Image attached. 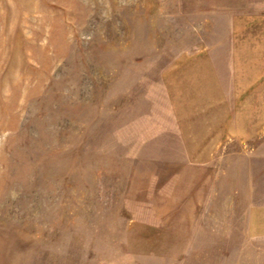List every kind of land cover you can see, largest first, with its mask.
<instances>
[{
	"label": "rangeland",
	"instance_id": "rangeland-1",
	"mask_svg": "<svg viewBox=\"0 0 264 264\" xmlns=\"http://www.w3.org/2000/svg\"><path fill=\"white\" fill-rule=\"evenodd\" d=\"M263 29L264 0H0V264H264V135L201 139L200 91L231 110Z\"/></svg>",
	"mask_w": 264,
	"mask_h": 264
},
{
	"label": "crops",
	"instance_id": "crops-1",
	"mask_svg": "<svg viewBox=\"0 0 264 264\" xmlns=\"http://www.w3.org/2000/svg\"><path fill=\"white\" fill-rule=\"evenodd\" d=\"M263 34L256 36L245 35L237 44L232 60L231 95L235 99L230 110L226 90L222 92L216 71L210 67H203L202 82L203 102L220 105L227 108L223 113L227 116L223 128L212 126L208 120L201 133V139L216 140L225 135L235 138L251 140L264 135V29ZM208 110L204 109L202 115Z\"/></svg>",
	"mask_w": 264,
	"mask_h": 264
}]
</instances>
